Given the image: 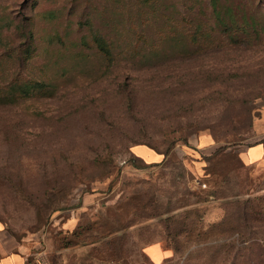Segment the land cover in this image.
Instances as JSON below:
<instances>
[{"label": "rangeland", "instance_id": "374dc122", "mask_svg": "<svg viewBox=\"0 0 264 264\" xmlns=\"http://www.w3.org/2000/svg\"><path fill=\"white\" fill-rule=\"evenodd\" d=\"M258 144L264 0H0V222L34 258L264 264Z\"/></svg>", "mask_w": 264, "mask_h": 264}, {"label": "crops", "instance_id": "0c3cea01", "mask_svg": "<svg viewBox=\"0 0 264 264\" xmlns=\"http://www.w3.org/2000/svg\"><path fill=\"white\" fill-rule=\"evenodd\" d=\"M211 145H206L201 152L210 149ZM146 157L148 161L159 162L163 159L161 154L146 152L143 148L136 149V152ZM247 156L252 164L264 160V144H258L247 150ZM0 264H46L43 259H36L28 254L25 246H21L12 240L6 233L4 225L0 222Z\"/></svg>", "mask_w": 264, "mask_h": 264}]
</instances>
